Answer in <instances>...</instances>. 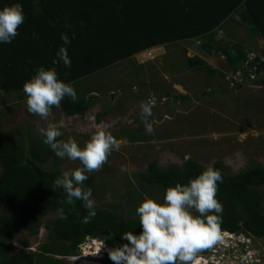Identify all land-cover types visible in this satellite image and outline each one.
I'll list each match as a JSON object with an SVG mask.
<instances>
[{"label": "trees", "instance_id": "1", "mask_svg": "<svg viewBox=\"0 0 264 264\" xmlns=\"http://www.w3.org/2000/svg\"><path fill=\"white\" fill-rule=\"evenodd\" d=\"M12 2L15 0H0V7ZM19 2L23 6L25 22L18 26V34L11 43L0 44V92L24 94L21 90L23 82L41 65L54 66L59 78L76 90L78 82L137 54L193 40L201 44L203 51L211 54L216 50L224 56L229 71H242L246 77L264 73V70L255 73L256 63L264 61V0ZM230 21L235 26H246L250 36L260 39L262 57L249 59V53L240 42L225 44L224 39L216 38L217 32ZM61 34L69 40L65 47L71 66L67 68L61 62L53 65L56 52L63 43ZM188 63L208 75L224 76L201 57L188 58ZM255 82L264 86V79ZM224 87L228 86H219V92L222 93ZM77 97L75 103L65 97L60 107H53L51 112L60 111L68 118L84 115L91 108L93 97L85 94H77ZM173 101L178 102L177 99ZM99 118L100 115L98 121ZM112 135L118 140L130 138L127 133ZM41 140L42 137L30 130H16L15 135L7 133L0 122V206L4 209L0 213V264H62L49 255L43 257L25 250H11L10 242L22 233L21 229L36 235L45 216L51 214H55V219L45 225L50 240L42 247L45 254L75 255L88 237H103L112 246H118L126 242L120 240V233L140 231L137 216H126L120 207L113 206L95 207L96 216L87 224L81 223V217L86 214L81 202L64 204L62 190L52 186L53 180L61 174L63 160ZM204 167L193 159L182 165L170 164L162 168L153 161L144 172L134 175L133 181H127L126 185L130 187L128 203L133 211L130 213L135 214V207L143 197L153 198L154 192L162 196L167 186L186 183ZM214 167L221 170L223 177L217 191V198L223 205L221 230H241L264 237V167L256 165L235 175H229L222 162H216ZM91 181L93 183V177L84 184L92 188L94 196ZM60 207L67 215L64 220L59 219L57 213ZM105 231L111 235L105 237ZM21 244L27 247L29 242L23 239Z\"/></svg>", "mask_w": 264, "mask_h": 264}, {"label": "rangeland", "instance_id": "2", "mask_svg": "<svg viewBox=\"0 0 264 264\" xmlns=\"http://www.w3.org/2000/svg\"><path fill=\"white\" fill-rule=\"evenodd\" d=\"M226 23L225 28L217 32V39H224L225 44L240 42L249 53V59L262 57L260 39L250 36L246 26H235L231 21ZM194 56L203 58L224 76L208 75L190 67L188 58ZM224 60L225 57L216 50L211 54L203 51L195 40L159 46L75 84L78 95L93 97L92 106L84 115L68 118L55 111L42 120L27 113L24 94L0 92V122L7 133L15 135L16 130H30L41 137L37 132L38 126L63 121L62 135L57 139L72 137L81 145L94 131L92 126L100 121L110 125L112 134L127 133L130 138L139 137L138 140L120 137L118 150L112 151L100 169L88 176V179L93 177L94 207H120L126 216L135 217L130 213L133 212L128 203L130 187L126 184L128 180H134V175L144 172L153 161L158 162L161 168L170 164L182 165L187 155L205 166L222 162L229 175L256 165L264 167V86L255 82L264 79V73L246 77L242 71H229ZM222 84L228 87H224L221 93L218 87ZM150 93L157 99L153 115L149 117L154 121L152 134L145 132L138 107ZM161 97L165 98L162 102ZM175 99L178 102H174ZM80 128L85 130L79 131ZM78 165V160L65 158L60 170ZM161 197L154 192L153 198ZM1 212L4 209L0 206ZM54 219L55 214L45 216L36 235L21 229L22 233L10 242L12 252L25 250L43 257L49 255L62 264H94L91 263L94 261L84 262L87 257L99 261L101 255H95L92 246L78 250L73 255L75 259L68 255L45 254L42 247L50 242L45 225ZM23 239L28 240L27 247L21 244ZM100 239L106 242L102 237ZM255 240L262 254L264 240ZM229 244L228 240H221L205 249L209 253L212 251L213 255L217 249V255L226 264H247L246 261L241 262L240 256L233 254L229 247L228 250L222 248V245ZM257 246L252 254L254 259ZM205 249H201V253ZM225 251L232 254L223 258L221 254Z\"/></svg>", "mask_w": 264, "mask_h": 264}, {"label": "clouds", "instance_id": "3", "mask_svg": "<svg viewBox=\"0 0 264 264\" xmlns=\"http://www.w3.org/2000/svg\"><path fill=\"white\" fill-rule=\"evenodd\" d=\"M24 22L23 6L19 0L0 7V44L11 43L18 34V26ZM60 38L63 43L56 52L57 59L53 61V65L61 62L67 68L71 66L65 47L69 40L65 34H61ZM21 90L27 113L42 120L50 115L53 107L59 108L65 97L70 98L73 103L78 99L75 88L59 78L54 66H38L34 74L23 82ZM164 99L161 97V102ZM156 103L155 94L150 93L138 105L148 134L153 133L154 121H150L149 117L153 115L152 109ZM63 127V121L47 122L45 127L38 126L37 132L42 137L41 142L57 158L79 161L77 167L62 171L53 180L52 186L53 189L62 190L64 204L72 205L77 200L81 202L86 210L81 223L87 224L96 216V208L93 190L84 182L89 173L100 169L112 151L118 150L120 140L112 135L110 125L104 121L92 126L94 131L83 145L72 137L57 139L61 137ZM187 159L189 157L185 155L184 160ZM218 182H223L221 170L209 163L197 175L188 178L186 183L176 182L167 186L160 199L143 197L135 207L140 231L120 233V240L126 242L109 248L104 244L109 246L107 241L88 237L89 242L85 240L80 245L87 243L94 248L95 255H101L99 261L94 260L95 264H107L108 260L112 264H192L193 257L199 250L221 240H228L230 244L222 245L223 249L228 250L229 247L240 259L244 255L243 260L253 261L251 246L256 236L250 232L221 230L223 205L217 198ZM57 213L59 219L67 218L63 207L58 208ZM214 254L211 251V255L218 257L217 250Z\"/></svg>", "mask_w": 264, "mask_h": 264}, {"label": "flooded vegetation", "instance_id": "4", "mask_svg": "<svg viewBox=\"0 0 264 264\" xmlns=\"http://www.w3.org/2000/svg\"><path fill=\"white\" fill-rule=\"evenodd\" d=\"M223 231H227V230H223ZM241 231V230H240ZM222 234H225V233H222ZM111 235V233L110 232H108V231H105L104 232V236L105 237H109ZM103 238V237H102ZM103 239H105L106 241H107V239L106 238H103ZM255 239H260L261 241H263L264 240V237H256V238H254L253 239V247H251V249L253 250V252H254V247H255V245L257 246V244L258 243H256V240ZM108 242V241H107ZM105 245H106V243H104ZM108 244H109V246H107V247H109V248H111V247H113L109 242H108ZM205 249V248H204ZM215 250H217V249H215ZM246 252H248V251H246ZM256 252H257V255H256V257H255V259L253 260V261H251V262H249V261H246L247 262V264H264V251L262 252V254L259 252V249H258V246H257V248H256ZM254 254H256V253H254ZM211 255V252L209 253V250H207L206 251V249L205 250H203V253H201V251L199 250L196 254H195V256L193 257V260H195L196 258H200V264H205L203 261H201V259H203V258H206L208 261L211 259V261H209V263H207V264H226L225 262H223V261H221L222 260V258L221 257H217L216 259H215V261H214V259H213V255L212 256H210ZM222 255V257L223 258H225V257H227L228 255L230 256L231 255V252H229V251H225V253L224 254H221ZM242 260L245 258V256L244 255H242ZM241 260V261H242ZM243 261H245V260H243ZM242 261V262H243ZM79 264V263H78ZM97 264H99V263H97ZM107 264H112V262L110 261V260H108V263Z\"/></svg>", "mask_w": 264, "mask_h": 264}, {"label": "built area", "instance_id": "5", "mask_svg": "<svg viewBox=\"0 0 264 264\" xmlns=\"http://www.w3.org/2000/svg\"><path fill=\"white\" fill-rule=\"evenodd\" d=\"M106 247L108 246V245H105ZM80 247H81V249H83V250H87L90 246L87 244V243H85V244H83V245H80ZM101 257V256H100ZM72 258H74L75 259V257H72ZM77 258V257H76ZM217 257H214L213 256V259H214V261H215V259H216ZM91 261H94V260H92V259H90L89 260V258L87 257L86 259H85V261L84 262H91ZM96 261V260H95ZM91 262V263H96V262ZM201 261H203L205 264H207V263H209V261L206 259V258H203V259H201ZM192 264H200V258H198V259H195V260H193L192 261Z\"/></svg>", "mask_w": 264, "mask_h": 264}, {"label": "water", "instance_id": "6", "mask_svg": "<svg viewBox=\"0 0 264 264\" xmlns=\"http://www.w3.org/2000/svg\"><path fill=\"white\" fill-rule=\"evenodd\" d=\"M262 70H264V61H261L259 63H257L255 65V73L258 74L259 72H261Z\"/></svg>", "mask_w": 264, "mask_h": 264}]
</instances>
